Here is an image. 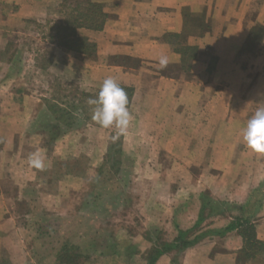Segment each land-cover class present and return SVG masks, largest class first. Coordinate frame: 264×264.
I'll use <instances>...</instances> for the list:
<instances>
[{"label": "crops", "instance_id": "1", "mask_svg": "<svg viewBox=\"0 0 264 264\" xmlns=\"http://www.w3.org/2000/svg\"><path fill=\"white\" fill-rule=\"evenodd\" d=\"M80 1L100 5L105 15L102 30H79L95 43L96 53L79 55L56 46L53 34L49 40L37 34L36 43L41 48L42 45L47 47L37 48L31 54V58L35 56L34 63L37 61L34 68L41 72L62 64L67 76L79 80L81 90L89 93H99L108 77L119 86L134 89L128 107L132 119L118 152L132 161L127 169L131 171L128 183L138 182L144 187L152 178L153 187L163 182L169 189L170 196L165 203L152 199V207L148 205L150 201L145 204V210L150 212L144 214L145 224L161 229L159 239L172 242L180 231L192 230L200 219L205 193L224 207L221 214L209 216L207 212L206 220L195 231L196 235L209 231L210 234L182 252L174 250L162 255L156 264H264V250L247 262L243 260L244 240L238 231L225 236L212 233L226 228L234 217L249 216L251 188H256L257 184L251 186L250 175H242L241 181L235 182L233 162L241 153L245 156L244 151L238 152L235 144L245 142L242 135L234 134V121L222 119L226 107L218 106V93L212 94V81L207 74L208 63L218 57L217 71L211 75L218 80L220 67L233 64L237 49L250 31L262 33L259 44H263L264 0ZM63 2L0 0V264H29L31 232L27 222L32 221L27 220L30 214L23 208L24 202L29 200L27 192L34 190L39 202L43 199L47 211L63 212L64 199L65 203L69 201L66 209L78 210L74 199L79 196L83 199L89 194L90 186L86 181L96 176L93 171L100 170L97 167L110 149L113 133L110 131L107 135V129L96 122L90 124L93 121L91 113L76 112L75 124L67 127L65 122L56 119L41 95L27 92L25 78L13 76L11 71L17 58L7 52L9 42L19 43V38L30 32L29 25L43 28L47 23L54 24L50 17L56 14L61 17ZM187 46L197 48L190 69L184 66L179 51ZM49 48L54 49L51 54L47 53L53 54L47 60L50 66L43 69L38 66V59L42 53L44 56L46 49L49 52ZM62 55L65 59L60 60ZM161 57H167L166 67L159 65ZM203 96L208 97L206 103H202ZM46 106L47 112L54 117L56 128H63L62 134L54 139L50 158L51 155L61 158L66 171H74L67 160L82 156L88 160L81 177L67 172L55 188L39 178L41 169L29 167L27 163L29 155L39 150L44 167L49 166L46 141L52 137L49 139V133L39 125ZM219 109L223 113L221 119L218 118ZM162 159L166 161L164 165ZM170 160L182 163L171 169ZM187 160H193L188 168L184 165ZM222 160L231 161L230 166L226 162L219 163ZM186 171H225V182L217 186L214 181L203 187L199 180H194L195 186L186 189L183 181ZM79 200L75 203L79 204ZM229 203H235L241 212L227 213L225 207ZM252 216L257 238L264 244V201ZM145 240L151 246L155 241L152 237Z\"/></svg>", "mask_w": 264, "mask_h": 264}, {"label": "rangeland", "instance_id": "2", "mask_svg": "<svg viewBox=\"0 0 264 264\" xmlns=\"http://www.w3.org/2000/svg\"><path fill=\"white\" fill-rule=\"evenodd\" d=\"M50 19L57 22L60 19V14L50 17ZM55 25L47 23L43 28L36 24L29 25L30 32L28 31L25 36L20 37L19 43L11 40L9 48H7V52L9 51L8 53L12 57L17 58L11 70L13 76L25 78L23 81L26 84L27 92L41 95V99H47L48 103H52L51 100L55 95L53 86H55L56 82L60 83L62 88L68 91L75 88L81 90L79 80L67 76V71L62 64L56 65L53 70L48 69L41 72L34 68V64L37 61L34 63L33 59L35 56L32 58L30 56L35 53V49L41 48V45L37 44L34 39L40 35L42 39L49 40ZM260 36H262V33L249 32L247 39L237 49L233 64L220 67L218 71L220 78L218 80L211 78V75L217 71L219 58L215 57L208 63L209 68L212 69L210 72L209 70L207 71L209 75L207 76L210 78L209 81H212V94L218 93V106L223 108V105H225L226 107L225 117L222 118L223 113L219 109L218 118L234 121L235 127H233V131L238 136L242 135V131L245 128L241 127V125L247 123L257 107H259L258 104L264 102V42L262 45L259 44ZM46 47V45H42L41 49ZM51 50L49 48V52H46L48 51L46 49L44 56L42 53V56L38 59V66L43 65L45 60L51 59L53 54L51 56L47 54H51L50 52L54 51V49ZM64 57L62 55L60 60L65 59ZM22 59H26V62H21ZM227 75L229 76L226 77ZM206 98L208 99V97L203 96L202 103L208 101L205 100ZM229 109H233V111H229ZM47 111L46 106V110L40 115L39 125L49 133V139L52 137L50 141L47 140L48 136L46 137V147L48 149L46 153L49 155L50 161L48 167L41 169L39 178L55 188L58 187V182L63 179L67 172L81 177L80 175L85 172L84 167L88 160L84 156L77 158V160L71 158L67 161L69 165L74 167V171H66L62 168L64 161H61V158L53 157V155L50 158V154L54 151V139L57 135L62 134L63 128H56L57 124L53 115ZM91 123L94 124V121H90ZM53 125L54 127L52 128ZM74 126L76 128L77 124ZM82 128H85V126ZM113 128L106 130L107 135H109L110 131L113 133L112 137H110L111 140H109V153L107 151L105 160L97 167L100 170L93 171L96 176L86 181V185L90 186L89 194L83 199L81 196H79L80 200L78 197L74 199V205H76L78 210L66 209L65 205L69 206V201L65 203L64 199L63 205L61 203L63 212L47 211L43 204V199L41 198L39 202L34 190L27 192L26 195H28L29 200H26L28 202L25 201V206H23L25 208L24 211H28L30 214L27 220L32 221L34 224L38 223L36 226L27 222L31 232V237L29 238L31 249L29 264H56L57 253L65 244L73 245L81 253L89 256L82 264L147 263L146 257L152 246L150 243L146 244L145 239L152 237L156 242L162 232L160 228L154 229L145 224L144 214H150V212L145 210V204L150 201L148 205L152 207L153 200H156L157 203H165L168 196H170L167 192L169 189L165 188L166 185L163 182L159 186L153 187L152 178L148 179L151 181L150 184L146 183L147 185H144V187L140 186L143 185L142 183L139 185L137 184L138 182L128 183L131 171L127 169L131 166L132 161L118 152L119 143L123 135L114 141L113 136L116 129ZM235 147L239 150L238 152L244 151L245 153V156H242L241 153L239 159L232 161L237 177L235 182H240L242 175H250L251 186L254 187L257 184L256 188H251V200H249L251 211L248 217L253 220L252 215L264 201V154H257L251 151L245 143L235 144ZM137 162L139 164V161ZM165 162L163 159L161 160L162 165ZM206 162L208 164V161ZM224 162L230 166L231 161H219V163ZM179 163H182V161L170 160V168L176 167ZM185 163L184 165L188 168V164H192L193 160H187ZM224 174L225 171H186L183 181L186 189L195 186L194 180H199L203 187L214 181L217 186H220L225 182ZM149 185L150 187H147ZM95 189H97V192L93 193ZM151 190H154V192ZM188 198L186 200H189ZM77 200L80 201L79 204L75 203ZM190 203V206L193 207V200ZM223 208H219L220 211H223ZM225 210L229 214L241 212V209L235 203H229ZM149 214L148 216H150ZM244 248L245 246L243 245L241 251ZM137 252L139 253L138 255ZM243 260L247 262L250 259ZM178 261L180 263V257Z\"/></svg>", "mask_w": 264, "mask_h": 264}, {"label": "trees", "instance_id": "3", "mask_svg": "<svg viewBox=\"0 0 264 264\" xmlns=\"http://www.w3.org/2000/svg\"><path fill=\"white\" fill-rule=\"evenodd\" d=\"M61 14L60 19L54 23L56 25L53 27L52 40L56 46L79 55L90 56L95 54V43L89 37L81 34L79 30H102L105 24V15L102 7L90 1L64 0L61 5ZM179 51L183 55L184 66L186 69H190L191 63L196 58L197 48L187 46ZM46 62L47 60L40 67L47 69L50 64L49 61ZM208 70L209 72L212 71L211 68H208ZM53 87L55 95L51 100L52 103H48L47 99H45V103L50 111L56 115V119L60 122H65L69 128L75 122L76 112H82L84 115L91 113L93 106L88 105L87 101L89 98H98L99 94L89 93L78 88L68 91L67 89H63L58 82ZM120 87L126 91L129 100L127 107H130L134 89L124 86ZM70 92L72 93L68 94ZM219 208L221 209L220 203L214 202L209 197V194H203L200 219L197 225L192 230L180 231L178 237L172 242H164L159 238L156 242L154 241L153 246L147 254L146 264H156L158 259L166 253L174 250L182 252L198 244L211 232L195 235L196 229L206 220L207 212L209 216L221 214L222 211ZM233 231H238L244 240V259H252L254 255L264 250V244L257 238L256 226L252 223L251 218L248 217H236L226 228L215 230L212 233L217 236H225L227 233ZM56 257V264H82V262H85L89 258V256L81 253L77 247L69 244L63 245Z\"/></svg>", "mask_w": 264, "mask_h": 264}, {"label": "clouds", "instance_id": "4", "mask_svg": "<svg viewBox=\"0 0 264 264\" xmlns=\"http://www.w3.org/2000/svg\"><path fill=\"white\" fill-rule=\"evenodd\" d=\"M167 57H161L159 65L166 67ZM88 105L91 108V119L100 127L116 129L113 140L126 133L132 119L128 110V96L126 91L111 78H106L100 88L98 98H89ZM253 116L247 121L242 131L243 140L248 149L257 153L264 154V102L258 104ZM27 163L29 167L36 169L44 168V160L39 150L29 155Z\"/></svg>", "mask_w": 264, "mask_h": 264}]
</instances>
